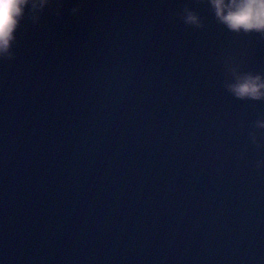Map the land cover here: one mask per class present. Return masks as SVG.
Listing matches in <instances>:
<instances>
[{"label":"water","instance_id":"1","mask_svg":"<svg viewBox=\"0 0 264 264\" xmlns=\"http://www.w3.org/2000/svg\"><path fill=\"white\" fill-rule=\"evenodd\" d=\"M232 67L264 75V36L207 0L29 8L0 59V264H264V102Z\"/></svg>","mask_w":264,"mask_h":264},{"label":"clouds","instance_id":"2","mask_svg":"<svg viewBox=\"0 0 264 264\" xmlns=\"http://www.w3.org/2000/svg\"><path fill=\"white\" fill-rule=\"evenodd\" d=\"M215 19L236 35L264 36V0H207ZM52 0H0V59L9 57L27 10L43 11ZM185 22L202 27L201 18L189 12ZM234 82L228 91L238 100L264 102V75L230 69ZM264 128V123L258 125Z\"/></svg>","mask_w":264,"mask_h":264}]
</instances>
